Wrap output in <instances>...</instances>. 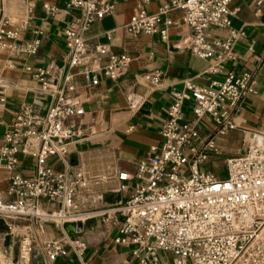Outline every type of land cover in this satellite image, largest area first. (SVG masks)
I'll return each mask as SVG.
<instances>
[{"label":"built area","instance_id":"2783aa9c","mask_svg":"<svg viewBox=\"0 0 264 264\" xmlns=\"http://www.w3.org/2000/svg\"><path fill=\"white\" fill-rule=\"evenodd\" d=\"M232 1L167 0L157 13L140 8L130 18L126 29L131 35L158 34L165 40L173 24L167 15L179 10L182 22L191 30L190 54L213 60L209 68L212 74L220 73L224 63L233 67L207 86L185 80L181 90L171 91L172 102L160 129L162 143L149 148L134 175L120 171L114 176L122 183L121 191L132 183L130 195L105 208L81 210V199L93 204L94 187L109 178L66 160L84 137L80 124L66 123L84 115L83 105L69 95L76 90L77 78L86 87L97 86L100 78L119 79L128 71L130 59L107 55L103 45L97 47L96 55L88 57L84 34L95 22L114 13L110 0H68L66 8L73 17L63 31L67 71L62 84L51 90L49 69L26 65L40 90L50 91L54 98L42 115L31 104L20 105L2 138L0 167L10 174L11 198L0 199V219L37 221L40 230L43 222L50 221L61 227L72 225L74 231L89 221H99L107 227L105 237L111 235L114 244L132 246L131 256L137 264H169L165 255L171 256V264H264V237L260 236L264 228V132L250 134L242 149L226 158L223 177L201 168L210 154L217 152L212 137L200 134L202 120L209 119L220 135L235 130L238 103L252 91L251 74L236 68L243 59L236 50L243 33L230 28ZM3 4L0 0V51L16 58L34 56L39 40L20 41ZM43 8L51 14L56 10L47 5ZM26 24L23 20L22 26ZM212 28L228 29V36L214 37ZM102 56H107L103 65ZM146 78L156 86L159 83L156 73ZM187 102H192L189 114L184 109ZM20 156L34 161L32 174L23 176L17 170ZM55 163L62 169H55ZM42 201L53 210L45 211ZM41 247L47 260L53 262L69 248L80 257L86 243L64 229L61 239L43 241ZM31 248L32 238L23 237L17 264H28Z\"/></svg>","mask_w":264,"mask_h":264},{"label":"crops","instance_id":"0c3cea01","mask_svg":"<svg viewBox=\"0 0 264 264\" xmlns=\"http://www.w3.org/2000/svg\"><path fill=\"white\" fill-rule=\"evenodd\" d=\"M115 5L112 15L95 22L84 34L88 57L97 54V47L103 45L108 54L129 57L128 71L115 81L100 78L95 87H86L82 80L75 79L76 90L69 95L79 101L84 115L73 117L66 123L80 124L84 137L72 153L66 156L69 164H81L89 173L109 178L93 189L95 202L82 198L81 210L105 208L123 202L131 193L121 191L122 184L115 174L125 171L134 175L137 164L147 157L151 146L162 143L160 129L171 105V91L181 90L183 82L190 80L198 86H207L212 80H221L233 64L222 65L221 72L212 74L209 68L213 60L201 59L190 54L188 46L191 30L182 22V12L172 10L168 18L173 24L167 30V38L158 34L133 36L126 24L143 8L148 13H157L167 0H110ZM68 0H4L5 15L11 28L19 31L20 41L38 39L37 53L32 57H13L0 51V146L7 125L22 104H31L38 114H44L53 96L50 91L42 92L39 82L26 65L32 68L49 69L50 89L61 86L66 68V49L63 31L73 17L66 8ZM43 5L54 7L55 13H48ZM230 28L241 31L236 50L243 59L236 65L238 70L251 74L252 91L245 94L234 113L235 130L217 133V127L207 118L203 119L199 131L202 137H212L217 152L210 158H226L236 145H242L252 133L264 132V0H233L229 5ZM27 20L26 26L22 21ZM228 29H211L214 37L224 39ZM109 35V37H108ZM252 46V49L249 47ZM102 56L100 64L106 62ZM158 74L156 86L147 76ZM3 99V101H1ZM192 102L185 104L189 114ZM242 149V148H241ZM239 149L238 152L241 150ZM17 170L27 176L34 171V161L26 156L19 157ZM55 169H62L59 163ZM211 171L209 168L207 169ZM9 172L0 167V199L10 200L8 194ZM45 211L53 206L42 201ZM92 206V207H91ZM37 221L25 219H0V261L2 264H17L18 244L23 237L32 238L28 264H137L131 256L132 246L114 244L112 236L105 233L107 227L99 221H89L77 227H61L54 222H43L42 230ZM66 232L86 243L83 254L78 257L69 248L65 256H58L53 262L47 260L41 243L58 240ZM80 229V230H79Z\"/></svg>","mask_w":264,"mask_h":264},{"label":"rangeland","instance_id":"374dc122","mask_svg":"<svg viewBox=\"0 0 264 264\" xmlns=\"http://www.w3.org/2000/svg\"><path fill=\"white\" fill-rule=\"evenodd\" d=\"M241 148L242 145L240 143L233 148L234 150H232V152H238V150ZM225 160V155L221 156V158H210L209 156L207 160L202 163L201 168L205 170L209 168L211 172L215 173L216 176L223 177L225 175ZM164 259L168 261L169 264H171L172 258L170 255H165Z\"/></svg>","mask_w":264,"mask_h":264},{"label":"bare ground","instance_id":"6f19581e","mask_svg":"<svg viewBox=\"0 0 264 264\" xmlns=\"http://www.w3.org/2000/svg\"><path fill=\"white\" fill-rule=\"evenodd\" d=\"M261 237H264V228L262 229L261 233H260Z\"/></svg>","mask_w":264,"mask_h":264}]
</instances>
